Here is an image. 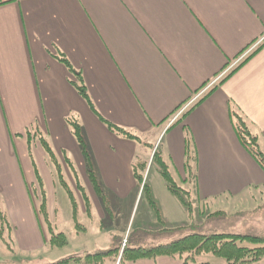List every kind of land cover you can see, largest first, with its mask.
<instances>
[{
    "label": "crops",
    "instance_id": "0c3cea01",
    "mask_svg": "<svg viewBox=\"0 0 264 264\" xmlns=\"http://www.w3.org/2000/svg\"><path fill=\"white\" fill-rule=\"evenodd\" d=\"M255 45L246 58L261 48L231 77L218 85L245 57L169 124L206 84ZM59 54L80 74L98 115L139 142L115 135L99 121L71 85L74 78L57 61ZM233 112L264 153V0H0V212L8 235L23 250L49 247V233L44 232L30 188L38 195L41 190L54 234H60L57 203L64 220L72 221L79 232H87L77 222L82 213L96 236L104 232L99 225L104 227L105 217L111 221L110 227L105 225L111 233L123 234L129 218L121 219V226L112 221H120L125 211L129 215L140 194L145 195L133 167L145 174L152 149L176 187L196 204L253 206L248 212L264 208V173L241 146ZM70 117L81 128L108 212L88 178L67 124ZM41 139L73 195L75 220ZM64 158L88 199L89 213ZM155 171L161 177L158 167ZM143 184L149 190V208L151 200L158 209L154 218L160 228L151 232L146 210L139 229L151 235L181 227L174 217L176 209L180 212L174 199L183 205L166 183L148 185L143 179ZM99 206L96 224L92 211ZM163 208L174 222L166 223ZM123 264L183 263L157 257ZM194 264L227 263L200 256ZM252 264H264V257Z\"/></svg>",
    "mask_w": 264,
    "mask_h": 264
},
{
    "label": "rangeland",
    "instance_id": "374dc122",
    "mask_svg": "<svg viewBox=\"0 0 264 264\" xmlns=\"http://www.w3.org/2000/svg\"><path fill=\"white\" fill-rule=\"evenodd\" d=\"M154 148V147H153ZM155 150H149L148 154L152 157V153ZM156 167L157 165L150 160L146 169L145 174L140 173L142 177H144V181H147L148 185H153L154 183H159L164 187L163 179L156 175ZM53 176V173H51ZM68 175V173H67ZM57 176V175H56ZM69 176V175H68ZM58 181V179H57ZM65 181L68 183L67 178L65 177ZM59 182V181H58ZM176 182V181H175ZM179 187H182L181 182H176ZM185 189L184 187H182ZM32 199L35 205L39 206V200L42 199V192L39 189L35 190L30 188ZM62 192V191H61ZM63 194V193H62ZM260 197V196H259ZM189 200L192 204V212L190 216L185 211V209L174 199V204L179 208L180 212L175 210V219L179 222V226L176 229L182 228V230L172 234H163L162 232L156 234L147 235L141 229H139L138 225L142 218L145 217L146 210L150 211V224H151V232H154L160 228V224H158V220L154 218L153 209L149 208L147 199L145 195L138 197L137 201H135L134 205L131 208L129 215H120V221L114 218L112 221L113 225L117 226L118 224H124V221L121 219L129 218L128 228L126 230H122V232L111 233V229H107L105 225L110 227L111 221L105 217L104 219V227L99 225V229H104V232L100 235L96 236L99 233H93L90 229L91 221L86 219V216L82 213L78 214L77 222L81 226L87 228V232L83 233V231L79 232L75 229L74 223L72 221L64 220V209L57 203V233H63L66 238V244L60 248H49L43 247L39 249H35L32 251H26L17 247L14 243V238H11L8 235V231L3 229L2 223L0 226V264H55L65 259H70L66 264H114L115 260L119 262L121 256V250L126 244H129V248L135 247H153L158 245H163L169 243L170 241H174L176 239L183 238L187 235L198 233L203 235H211V234H233V235H242V236H253V237H264V208H255L254 210L248 212L253 206H242L237 203L228 204L220 203L217 206L212 205H201L196 204L193 200V197H189ZM96 206V205H95ZM212 207L214 210L212 209ZM246 207V208H245ZM39 210V208H38ZM162 216L165 217L166 223H172L174 220H169L170 217L165 213H168L170 216L171 213L164 208L162 209ZM219 211V212H218ZM102 213L100 206L95 207L92 211L93 220L96 221L97 215ZM39 215L41 216V212L39 211ZM116 217V214L114 215ZM44 232H46V225L42 223ZM97 227V225H96ZM103 227V228H102ZM121 229V228H120ZM112 231V230H111ZM3 232V233H2ZM5 233V234H4ZM4 234V235H3ZM115 235V237H113ZM120 241V253L119 258L117 253L107 254L118 244ZM46 240H49L48 235H46ZM14 241V242H13ZM82 258L80 262L79 259Z\"/></svg>",
    "mask_w": 264,
    "mask_h": 264
},
{
    "label": "trees",
    "instance_id": "16d2710c",
    "mask_svg": "<svg viewBox=\"0 0 264 264\" xmlns=\"http://www.w3.org/2000/svg\"><path fill=\"white\" fill-rule=\"evenodd\" d=\"M258 47L251 55H249L238 67H236L233 71H231L225 78H223L218 85H221L224 81H226L229 77H231L239 67H241L250 57H252L259 49ZM57 61L62 63L69 74L74 78V81L71 82V85L75 90L77 91L78 95L85 101L91 112L99 119V121L112 133H114L117 136H120L122 138H126L133 141H138V138L135 136H132L130 133L126 132L124 129L119 128L115 125L110 124L109 122L105 121L103 118H101L98 113L96 112L92 102L90 101L86 88L83 84L82 78L78 72H76L69 62L63 57L62 55H58L56 57ZM217 85V86H218ZM204 99V98H203ZM202 101V99L199 101V103ZM233 117V127L236 132L237 138L241 144V146L244 148V150L251 156V158L255 161V163L259 166L261 171L264 173V153L261 151L257 137L254 136L250 130L248 129L246 123L240 117L237 113H232ZM67 124L70 128L71 134L75 138L77 144L79 145V148L81 150V153L83 155V158L85 160V164L87 167V175L91 182V185L97 195V197L101 200L103 209L105 212H108V206L105 201L104 194L100 188V185L97 181L96 175L93 171L92 162L90 159L89 152L87 150L86 142L82 136L81 128L78 125V123L72 118H67ZM41 147L43 148L44 152L48 156L50 162L55 168L57 179L59 181V184L62 186V188L67 193V196L69 198V201L72 206V216L73 220H75L76 215V204L75 200L73 198L72 193L67 188L62 172L61 167L57 163L55 156L50 149L49 145L44 140H39ZM30 149V144H29ZM153 162L157 165L159 168L160 175L163 179V181L166 183L168 190L171 194H173L183 205L185 210L188 212L189 216L191 214L192 210V204L189 200V193L186 191H183L176 187L174 184L170 173L168 171V168L162 161L161 157L157 152L153 155ZM65 164L69 167L71 170V173L73 175V178L75 179L77 190L80 192L84 205L86 208V212L89 213L90 206L87 197L85 196L83 190L78 186L76 175L72 167L69 165L66 158H64ZM137 167H133V176L138 183L139 186H142V192L146 196L148 195V188L146 184H143V179L140 174L137 173ZM143 184V185H142ZM41 203L39 207V211L41 212V218L43 223L46 225V229L49 233V240L47 241V244L51 248H60L63 247L66 244V238L63 234H54L51 229L50 222L48 221L47 212H46V204L43 194L41 195ZM149 204L151 208L153 209V212L158 216V209L153 204L151 200H149ZM2 223V226H1ZM0 226L5 229V231H8V226L5 222V217L0 212ZM182 230L180 229H170V230H163L161 231L163 234L172 235L178 231ZM3 233V232H2ZM127 244V240H126ZM124 246L121 252V258L119 261V264H123L126 261H136L140 259H155L157 257H170V258H176L179 259L183 264H194L195 258L200 256H212L215 258H219L224 260L227 264H252L257 261H259L261 258L264 257V237H253V236H242V235H233V234H211V235H203V234H190L183 238L176 239L174 241H171L169 243L153 246V247H138L136 249L129 248V244ZM120 244H117L114 250H111L117 255L120 252V247L118 246ZM108 252L112 253V252ZM70 259L69 258L62 260L60 262H57L55 264H66Z\"/></svg>",
    "mask_w": 264,
    "mask_h": 264
},
{
    "label": "built area",
    "instance_id": "2783aa9c",
    "mask_svg": "<svg viewBox=\"0 0 264 264\" xmlns=\"http://www.w3.org/2000/svg\"><path fill=\"white\" fill-rule=\"evenodd\" d=\"M251 50V49H250ZM250 50H248L246 53H248ZM246 53H245V55H246ZM244 57V55L242 56V58ZM242 58H239L237 61H235V62H233L232 64H231V66H230V68L231 67H233L240 59H242ZM215 81H213L211 84H209V86L208 87H210L213 83H214Z\"/></svg>",
    "mask_w": 264,
    "mask_h": 264
}]
</instances>
